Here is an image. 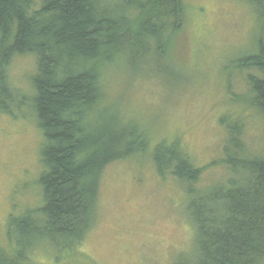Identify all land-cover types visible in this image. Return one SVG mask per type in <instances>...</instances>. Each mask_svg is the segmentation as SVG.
I'll use <instances>...</instances> for the list:
<instances>
[{"label": "trees", "instance_id": "trees-1", "mask_svg": "<svg viewBox=\"0 0 264 264\" xmlns=\"http://www.w3.org/2000/svg\"><path fill=\"white\" fill-rule=\"evenodd\" d=\"M242 1L258 25L251 48L230 62L245 73L246 104L261 114L264 137V0ZM185 14L183 0H0V113L32 118L42 136L38 203L8 217L0 264H30L36 249L58 259L74 253L95 221L104 167L145 155L161 178L182 184L194 231V255L171 264H264V148L248 152L243 124L220 118L226 137L221 158L209 165L225 172L203 184V167L177 139L154 140L139 121L104 104L109 69L120 61L134 75L150 65L179 78L166 60ZM18 55L35 62L30 96L9 78Z\"/></svg>", "mask_w": 264, "mask_h": 264}, {"label": "rangeland", "instance_id": "rangeland-1", "mask_svg": "<svg viewBox=\"0 0 264 264\" xmlns=\"http://www.w3.org/2000/svg\"><path fill=\"white\" fill-rule=\"evenodd\" d=\"M183 1L184 30L166 60L179 78L169 79L150 65L134 75L120 61L109 69L104 104H112L126 120L139 121L154 140L177 139L193 163L203 167L200 179L208 184L225 172L222 165H209L221 158L226 137L221 117L243 124L250 154L264 148L261 114L246 104L245 73L230 62L251 48L258 22L242 0ZM35 71L32 56L18 55L9 78L30 96ZM14 118L0 113V245L5 248L8 217L38 203L35 181L42 169V136L33 119ZM184 204L182 184L161 178L149 155L112 162L100 175L95 221L76 251L58 259L36 249L30 264H171L177 255L193 256L194 231Z\"/></svg>", "mask_w": 264, "mask_h": 264}, {"label": "bare ground", "instance_id": "bare-ground-1", "mask_svg": "<svg viewBox=\"0 0 264 264\" xmlns=\"http://www.w3.org/2000/svg\"><path fill=\"white\" fill-rule=\"evenodd\" d=\"M13 59H14V58H13ZM13 59H12V60H13Z\"/></svg>", "mask_w": 264, "mask_h": 264}]
</instances>
